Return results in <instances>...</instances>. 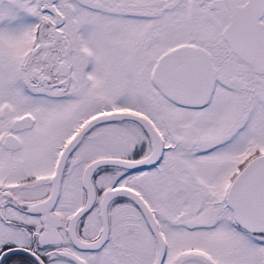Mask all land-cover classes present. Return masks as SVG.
Listing matches in <instances>:
<instances>
[{"label": "snow or ice", "instance_id": "obj_1", "mask_svg": "<svg viewBox=\"0 0 264 264\" xmlns=\"http://www.w3.org/2000/svg\"><path fill=\"white\" fill-rule=\"evenodd\" d=\"M0 264H264V0H0Z\"/></svg>", "mask_w": 264, "mask_h": 264}]
</instances>
